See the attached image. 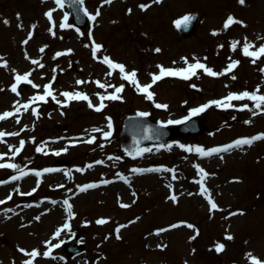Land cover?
Returning <instances> with one entry per match:
<instances>
[{"label": "rangeland", "instance_id": "rangeland-1", "mask_svg": "<svg viewBox=\"0 0 264 264\" xmlns=\"http://www.w3.org/2000/svg\"><path fill=\"white\" fill-rule=\"evenodd\" d=\"M84 3L89 20L80 29L73 24L65 2L61 8L56 0H0V114L20 107L16 115L0 120V132L19 133L0 142V154H5L0 163L19 165L29 173L12 180L19 170L0 168V181H9L0 183V201L6 200L0 203V264H24L32 259L25 252L33 250L41 253L33 264H252L251 257L264 262V139L207 157L186 150L197 146L209 150L264 133V112L255 109L253 101H232L231 108L212 105L198 114L207 131L174 136L163 143L165 147L146 144L140 149L151 151L143 154L124 150L118 139L127 113H148L175 127L178 124L168 121L184 120L191 109L223 100L230 91L253 92L259 87L264 94V57L253 63L243 53L245 38L255 45L253 51L264 44V0H244L243 4L240 0ZM49 11L51 20L46 15ZM97 11L99 15L92 20ZM193 13L199 14L196 32L183 36L176 22ZM229 17L242 23L225 29ZM233 42H239L235 50ZM96 44L102 48L94 55ZM105 56L125 65L128 72L135 70L140 85L152 83V74H160L158 66L187 67L185 59L188 64L199 60L225 74L210 76L198 70L189 80L165 76L150 89L155 95L149 100L122 79L118 69L103 63ZM234 61L238 65L226 71ZM28 73L31 84L16 80L17 75ZM95 81L124 85L119 93L122 98L105 100L106 107L96 111L87 101L68 102L61 95L86 93L98 106L97 94L108 95L115 89H102ZM48 84L55 100L48 97L31 103L27 110L21 107L43 95ZM13 85L19 94L11 90ZM244 104L253 110H242ZM105 132L111 135L105 137ZM70 136L75 144L56 155L63 137ZM93 137V143L84 142ZM21 141L25 142L23 149L13 155ZM38 147L44 151L38 152ZM195 165L208 173L204 186L218 210H210L207 196L201 194V176ZM44 169L54 171L41 177L32 174ZM134 169H175L176 179L169 171ZM99 182L95 190L78 191ZM172 195L176 201L170 199ZM65 199H70L75 213L70 221L63 211ZM102 218L108 222L97 224ZM66 222L71 230L54 238ZM78 241L84 244L83 252L65 251L66 244ZM48 251L51 254L44 256Z\"/></svg>", "mask_w": 264, "mask_h": 264}, {"label": "snow or ice", "instance_id": "snow-or-ice-1", "mask_svg": "<svg viewBox=\"0 0 264 264\" xmlns=\"http://www.w3.org/2000/svg\"><path fill=\"white\" fill-rule=\"evenodd\" d=\"M83 0H73L74 4H82ZM106 3H111V0H105ZM153 2L158 3L159 0H153ZM56 3L62 8L64 6V0H56ZM240 3H244V0H240ZM142 9L146 10V5H141L140 6ZM130 11V10H129ZM85 14L86 10H85ZM46 15L48 16V18L51 20L52 18V11H49L48 13H46ZM99 15V12L97 11L96 15L91 16L92 20H95L96 16ZM67 14H65L64 19L67 20ZM192 19V17L190 16H185L183 17L182 21H177V26L179 27L182 23L183 24H187L188 22H190V20ZM5 23H7V21H5ZM233 23H242L241 21H237L235 20L233 17H229L228 20L225 22L224 24V28H228L230 25H232ZM62 27H65L67 25H61ZM264 39V38H262ZM25 43H27V41H25ZM239 42H233L232 43V49L235 50L237 45ZM102 48L101 45L96 44L95 48H94V55L96 51H99ZM255 49V45L248 42L247 38H245V42L243 44V53L246 56H250L253 58V63H255L256 59H259L261 57H264V44H261V46L256 49V50H252ZM41 51H43V49H41ZM70 51V50H69ZM157 52L160 51V49H156ZM66 53H57V56L60 55H64ZM32 63L34 64H38L40 67H43L42 64H39V61H32ZM103 63H105L106 65L109 66L110 69H118L119 72L122 74V79L130 82L131 84H133L134 86H136L142 93L146 94L147 98L149 100H152L154 98V93L150 90L153 85L158 82L159 80L163 79L165 76H178L182 79L185 80H189L194 76H197L198 70H203L204 73H206L207 75L210 76H218V75H224V72L221 73H217L215 71H213L212 69L208 68L205 64L200 63L199 60H197L195 63H191L188 64L187 60L185 59V63L187 64V67L182 68V69H164L163 66H158L160 68V74L156 75V74H152V83L150 84H146V85H140L138 79H137V72L135 70L128 72L126 71V66L117 62H113L109 57L105 56L103 58ZM239 61H234L232 62L228 68L226 69V71L230 72L232 71L237 65H238ZM3 66L6 67V64H4ZM264 71V70H262ZM30 75V73L25 74L23 76L17 75L16 76V80L18 82L20 81H26L27 83L31 84L32 81L28 79V76ZM108 75H112V72L110 71L108 73ZM233 79H235V77H232ZM53 79H55V77H53ZM78 84H83L86 83V81H77ZM95 83L98 85V87L107 90V88L112 87L115 89V91L111 94L108 95H99V100H100V104L98 106L93 105L91 102L90 97L86 94V93H82V92H63L61 93L62 96H64L66 98V100L68 102H71L73 100H84L87 101L89 104V107L94 108L96 111H101L104 107H106V105L104 104L105 100H120L122 97L119 95V93H122L124 90V85H120L119 87H116L114 85H110V84H105V83H101L100 81H95ZM34 87H39L37 85H33ZM193 87H195V85H193ZM13 92H17V86L13 85L12 89ZM17 94H19L17 92ZM48 97H51L53 100L56 99L55 95L52 92V88H51V84H48L45 86V91L43 95H36L34 97L31 98L30 103L24 104L21 107H23L25 110H27L29 107H31V103L33 102H37V101H46V99ZM250 100L254 102V108L260 110V112H264V94L260 93V89L259 87H257V89L253 92H242V93H230L226 98H224L223 100H213L208 102L205 105H202L198 108H193L190 111V117L191 116H196L199 113L205 111L208 107L212 106V105H217V106H223L226 108H231L234 105L231 103L232 101H242V100ZM57 103H61L60 101H57ZM157 108H167V105H163V104H156L155 105ZM243 109H248L249 111H252L253 109L249 108L248 104H244L242 105V110ZM20 111V107H16L15 112H5L3 114H0V120H4L6 118L12 117L14 115H16V113H18ZM254 114H260L259 112H254ZM138 115L140 116H147L148 113H138ZM190 117H185L184 120L181 121H172L169 120L168 124H180V123H184L186 120H188ZM17 123H19V120L17 119ZM109 128H111V123L109 122ZM93 132H98L101 131V129H92ZM15 135H19L18 132H14V133H7V132H0V142L3 141V138L5 136H15ZM111 135V132H105L104 136L108 137ZM264 139V133H261L257 136L254 137H250V138H240L237 139L236 141H234L233 143L227 145V146H223V147H218V148H213V149H209V150H205L202 147H189L186 150L187 151H195L196 153H198L199 155L203 156V157H207V156H211L213 154H218L221 152H227L233 148H242L244 145H248L251 146V144L256 141V140H261ZM95 140V137H93L90 140L84 141L86 143H93ZM33 142H34V138H33ZM24 141L20 142V148H17L15 153H13V155L18 154L24 146ZM160 147H165V145L161 144ZM168 147L170 148L171 145H168ZM180 147L184 148V145H180ZM10 150H11V146H10ZM38 152H43L44 149L42 147H38L36 149ZM64 151H67V148L64 149ZM144 151H151V149H139L138 150V154H143ZM47 154V153H45ZM56 155H59L60 152H56ZM131 154V153H130ZM5 154H0V159L4 158ZM222 158V157H221ZM109 159H112L111 157H109ZM97 163H102V162H97ZM89 167H91V165H89ZM195 167L198 169V172L201 176L200 181H198L201 184V194L202 195H206L209 203H210V210H218V206L215 203L214 200H212L211 195H210V191L209 189H207L204 186V180L207 177L208 173L205 172V170L203 168H200L199 165H195ZM0 168H12V169H17L19 170L20 174L18 176H13L11 179L12 180H19L22 179L24 176L28 175V172H25L23 169H20L19 165L16 164H12V163H0ZM169 171L171 173H173L172 178L176 179L175 176V169H149V170H139V169H134L133 171L135 172H142V171ZM50 171H54V169H44L43 172L41 171H36L32 174L36 175L37 177H41L43 175L44 172H50ZM77 171H82L81 169H77ZM70 175V173H68ZM0 183H6L5 181H0ZM39 183V181H38ZM104 183H110V181H104ZM97 185L95 184H89V185H85V186H81L79 188L80 191H86L88 188L91 187H96ZM60 187H63V185H61ZM36 189H33L32 191L34 192ZM17 191H19L17 189ZM70 191V190H69ZM20 195H32V192L29 193H20ZM8 199H11V196L8 197ZM170 199H172L173 201L177 200V197L175 195L170 196ZM0 203H4V201H0ZM56 203V202H53ZM63 204L66 208L67 214H68V218L69 221L71 219L74 218L75 213L72 210V204L70 203V199H65L63 201ZM122 207H129V205H121ZM8 211H13L11 209H9ZM235 214V213H233ZM242 214V213H241ZM36 219L38 220L39 217H36ZM108 221L106 219H99L96 221L97 224H104L107 223ZM121 227H126L125 225H122ZM189 227H192L191 225H189ZM64 230H71V226H70V222H66L61 229H58L55 237H59L60 233ZM163 231V230H162ZM119 229H117V238L119 239ZM227 239H232L231 236L227 237ZM50 245V241L48 242ZM56 247H59V245H56ZM223 245H219L218 246V250H222ZM21 251H25V250H21ZM26 255L30 256L32 259L25 261L24 264H33V261L35 260V258L39 255H41V253L39 252V250H33L32 252L28 253L25 252ZM51 253L50 251L43 253L44 256H49ZM249 256L251 257V254H249ZM252 259V264H264V262L260 261L259 259L255 258V257H251Z\"/></svg>", "mask_w": 264, "mask_h": 264}, {"label": "water", "instance_id": "water-1", "mask_svg": "<svg viewBox=\"0 0 264 264\" xmlns=\"http://www.w3.org/2000/svg\"><path fill=\"white\" fill-rule=\"evenodd\" d=\"M67 2L70 4L72 11H73V17L75 19L76 24L79 26H83L86 23V14L85 10L83 9L81 4H74L73 0H67ZM192 19L190 22H188L186 25L181 24L180 29L182 33L185 35H189L194 32L196 22H197V15H192L190 16ZM161 127V124L157 121H152L146 116H140V115H127L124 118L123 121V127L121 130V141L123 146L126 149H135L142 145L143 143L149 142V141H158V142H163L166 140L168 137H170L173 134H191V133H198L202 130L205 129V126L201 123V121L198 118H194L192 120H188L187 122L182 123L179 127L176 129H170V128H165L162 127L160 129L164 130L163 136L158 138L159 132L156 131ZM146 130L145 132L141 133L139 137V141L137 144H133L130 141V137L135 136L138 134V132ZM127 134V136H126ZM129 137V138H128ZM84 246L81 243L77 244H69L67 246V250L77 254L81 251H83Z\"/></svg>", "mask_w": 264, "mask_h": 264}, {"label": "bare ground", "instance_id": "bare-ground-1", "mask_svg": "<svg viewBox=\"0 0 264 264\" xmlns=\"http://www.w3.org/2000/svg\"><path fill=\"white\" fill-rule=\"evenodd\" d=\"M61 142H63L62 143V146H59V147H57L56 149L58 150V152H62L63 151V149H65V148H67V146L69 145V144H72V143H74L75 142V140H73V137H64V139L61 141ZM55 145V144H54ZM66 210V208H65V206H64V204H63V211H65Z\"/></svg>", "mask_w": 264, "mask_h": 264}]
</instances>
